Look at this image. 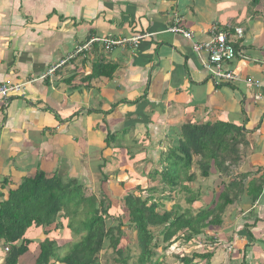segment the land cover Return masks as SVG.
Returning a JSON list of instances; mask_svg holds the SVG:
<instances>
[{"label":"crops","instance_id":"0c3cea01","mask_svg":"<svg viewBox=\"0 0 264 264\" xmlns=\"http://www.w3.org/2000/svg\"><path fill=\"white\" fill-rule=\"evenodd\" d=\"M175 18L192 40L167 31ZM211 28L229 33L237 49L226 65L232 82L215 84L204 68L206 53L192 49L194 41L208 40ZM141 33L151 35L130 42ZM93 37L124 43L106 48L93 42L52 76L28 82ZM99 63L115 66L111 77L94 75ZM251 79L262 86L247 83ZM4 83L23 84L7 102L0 97L5 188L40 169L84 182L99 172L111 191L129 163L148 164L144 173L158 169L163 154L178 146L184 124L240 127L241 159L230 171L241 175L243 186L233 204L247 210L229 213L223 227L213 226V257L191 264H264V184L254 202L247 193L251 180H264V0H0ZM107 132L114 134L108 144ZM47 162L50 169L44 168ZM116 163L112 180L105 167ZM132 176L144 182L142 172Z\"/></svg>","mask_w":264,"mask_h":264},{"label":"trees","instance_id":"16d2710c","mask_svg":"<svg viewBox=\"0 0 264 264\" xmlns=\"http://www.w3.org/2000/svg\"><path fill=\"white\" fill-rule=\"evenodd\" d=\"M96 43L106 46L101 41ZM114 70L115 66L102 63L93 68L94 75L102 73L107 77H111ZM113 137L114 134L107 132L106 143ZM243 140L242 129L226 122L200 126L184 124L178 146L163 154L158 169L142 172L144 182L135 190H129L122 199L104 189L108 179L105 175L100 180L99 200L93 193L87 195L86 188L77 178L57 172L45 173L38 169L8 188H5L6 181L3 182L4 186H0L4 189H0L3 264H18L20 257L33 245L37 251L32 264H99L98 255L104 248H111L115 264H159L161 252L174 241L181 239L183 243H191L205 229L222 224L225 209L243 192L241 175H231L230 171L241 159L236 145ZM213 173L218 176L208 193L197 179L208 178ZM242 177L246 176L242 174ZM250 184L247 193L252 195L254 202L264 180L258 183L251 180ZM176 197L182 198L188 206L175 202L166 209L162 200L173 201L171 199ZM201 197L204 204L193 212L192 205ZM113 199L123 201L124 212L118 211L117 201ZM125 223L135 232L138 254L132 261L121 229ZM32 227L41 232L42 238L27 237L26 232ZM150 227L156 228L157 232ZM60 229H66L75 238L58 243L52 234ZM209 238L201 240L208 248L206 251L194 250L189 256L177 254L179 263L191 264L195 260L209 263L214 255L208 245L212 240ZM66 246L61 254V248Z\"/></svg>","mask_w":264,"mask_h":264},{"label":"rangeland","instance_id":"374dc122","mask_svg":"<svg viewBox=\"0 0 264 264\" xmlns=\"http://www.w3.org/2000/svg\"><path fill=\"white\" fill-rule=\"evenodd\" d=\"M143 152L144 151L141 149L138 150V153H143ZM124 159H126V162L129 163L127 160V159H129L128 155ZM118 160L121 161V158H119ZM129 164L130 165L127 166V169H124V172L122 171V179L123 180L121 182H119V184L117 183V185H115V184L111 185V187H112L111 193H113L114 197L120 198L119 195H121L122 192H126L125 194H127L129 190H135V187L138 184L141 185V183L143 181L142 180L141 183L137 180L135 181L133 179L132 175H135V176L140 175L141 172L145 171L148 168V164H144V163L143 164H141V163L137 164L136 162L135 163L134 162L129 163ZM50 167H51L50 163L47 162L44 164L45 169H50ZM63 169H64V167H61L59 169V171L62 172V171H64ZM105 169H106L105 172L108 173V176H110V178L112 180H114L113 178H115L117 176L116 173L118 172V164L116 163L114 165L107 166V167H105ZM197 172H199V171H197ZM64 174H66V173H60V175H64ZM91 178H92V180L90 181L91 183L87 182V181H85V182L80 181V183H82L84 185V188H86L88 190V192L97 195V199L99 200L100 196H99V192L97 189L100 185V182H99L100 181V173L99 172L93 173ZM102 179H103V177H102ZM197 180L199 181V183H201L202 185H204L207 188V192L210 191L211 187L209 186V184L213 185L212 179H203V178L201 179L198 177ZM107 186H108V184L106 183V186L104 185V189L109 191L107 189ZM193 187L195 188L196 184H194ZM135 194L139 195V192L136 191ZM141 195H142V197H144V193H141ZM208 195H210V194H208ZM122 197H121V199H122ZM113 200H116V199H113ZM171 200H173V201L162 200V202L165 204L166 209H169L175 202H178L183 207L188 206L183 201L182 198L176 197V198H173ZM116 201L117 202H116L115 206L118 208V211L124 212L123 211V209H124L123 208V201H121V200L120 201L116 200ZM203 201H204V199L201 197L199 202L193 204L191 207L192 211L195 212L196 209L201 207L202 203L204 204ZM246 208L247 207H245L243 209L247 210ZM239 210H241V207L239 205L233 204V205L228 206L225 209L226 213H224L222 215L223 222H222L221 227H223V225H225L224 222H226V220L230 217L229 213L236 212V213H239V215H240L242 213V210H241V212H238ZM114 212H115V210H114ZM121 229L123 230L124 239H125L126 245L128 246V249H129L128 254L131 257L130 261H132L136 258L137 254H138V250L136 248V242H135V232L133 229H131V228H129V226H127V223L123 224ZM150 229L157 232L156 228L150 227ZM215 229L217 230L220 228L215 227ZM220 230H219V232H221ZM215 234H216V232L214 231V227L213 228H207L204 230V233L202 235L197 237V238H199V241L193 240L191 243H183L181 241V239L174 241L170 245V247L165 249L164 252H161L162 254L159 253L160 255H163L162 257H160L158 259L159 264H180L178 259L176 258L177 254H179V255L183 254V255L189 256V255H191V253L194 250H200L201 252H203L204 249H208V248L205 247V245H206L205 242L203 243L201 240H204L208 236H213ZM26 235H27V237L34 239V240H38V239L42 238V236H43L38 229H34L33 227L27 230ZM52 236H54V238L58 241V243H62L64 241V239L67 240V239L74 237L73 235L69 234L66 231V229H60L57 232L53 233ZM216 243L217 242H215V245L211 246V248L213 247V250H215L218 247ZM66 248H67V246L61 248L60 253L62 254L66 250ZM1 251H3V252L0 254V264H3V253L5 252V249H2ZM35 251H37L36 246L35 245L31 246L29 251L25 255L20 257L18 264H32L34 261L35 255H36ZM113 257H114V254L112 253L111 248H104L103 250L100 251V253L98 255V262H99V264H115Z\"/></svg>","mask_w":264,"mask_h":264},{"label":"built area","instance_id":"2783aa9c","mask_svg":"<svg viewBox=\"0 0 264 264\" xmlns=\"http://www.w3.org/2000/svg\"><path fill=\"white\" fill-rule=\"evenodd\" d=\"M167 31L174 34H180L188 40H192L193 37L191 32L185 30L181 26L178 18H175L173 20V24L167 28ZM210 32L211 34L208 40L200 41V42L194 41L192 43V49L197 54H200V52L206 53L204 68L206 69V72H208L210 79L215 84L232 82L233 80H235V76L231 71V69L226 66L231 60H233V58L237 54L236 49L233 46V42L230 39L231 36L229 33L218 30L216 28H211ZM235 32L237 34H241V29L240 28L235 29ZM150 35H151L150 33L137 35L131 38L130 42L133 44H137L140 39L146 38ZM96 41L104 42L106 47H108L110 45L119 44L123 40H115L112 38H97V37L90 38L87 42L77 46L72 53L67 54L64 59H61L59 62L52 65L45 72H43L42 74H40L35 78H30L28 82L44 80L52 76L54 71L59 66L64 64L68 59L73 58L78 53L87 50L90 44ZM247 83L253 85L255 88H260L262 86L260 82L256 80L252 81V79L247 81ZM22 87L23 84H10V83L1 84L0 97L3 99L4 102H7V100L13 94L19 92ZM256 98H259V96H256Z\"/></svg>","mask_w":264,"mask_h":264},{"label":"clouds","instance_id":"9594fccd","mask_svg":"<svg viewBox=\"0 0 264 264\" xmlns=\"http://www.w3.org/2000/svg\"><path fill=\"white\" fill-rule=\"evenodd\" d=\"M235 49H236V48H235ZM236 52H237V49H236ZM236 55H237V54H236ZM236 55H235V57H236ZM235 57H234V58H235ZM234 58H233V59H234Z\"/></svg>","mask_w":264,"mask_h":264}]
</instances>
